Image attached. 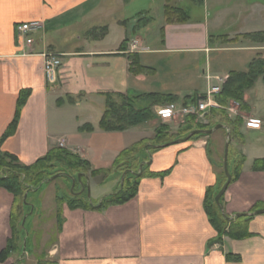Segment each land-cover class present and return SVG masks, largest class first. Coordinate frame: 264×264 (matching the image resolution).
Returning <instances> with one entry per match:
<instances>
[{
    "label": "crops",
    "instance_id": "obj_1",
    "mask_svg": "<svg viewBox=\"0 0 264 264\" xmlns=\"http://www.w3.org/2000/svg\"><path fill=\"white\" fill-rule=\"evenodd\" d=\"M186 1L197 10L182 6ZM170 4L185 9L189 19L168 22ZM142 12L151 23L134 34ZM32 21L42 27L27 45L17 26ZM256 32H264V0H0V137L14 118L21 91L30 90L17 130L2 149L31 165L52 148L63 147L91 169L108 168L154 129L145 123L122 132L102 130V93L172 94L180 97L179 104L187 96L205 95L223 87L230 72L248 71L253 60L264 59V42L244 36ZM127 39V50H121ZM45 53L62 58L55 83L47 80ZM128 53L138 54L140 63L155 72L132 74ZM250 92L245 98L251 112L241 131L263 130L264 114L256 110L260 104ZM150 104L147 98L137 101L140 108ZM162 109L167 111L162 118L171 120L167 106ZM85 124L94 131L80 132ZM213 141L215 149L221 136ZM233 145L246 161L224 195L229 216L264 205V171L253 170L254 161L264 158V139L258 144L234 140ZM209 147L206 137L155 150L148 170L170 172L144 177L137 196L125 204L103 211L64 204L63 225L46 250L48 257L59 264H264V214H252L248 226L253 236L215 242L218 233L204 203L220 175ZM107 184L113 192L114 181ZM13 203V194L0 187V253L12 236ZM34 249L23 264H37ZM228 254L240 258L228 259Z\"/></svg>",
    "mask_w": 264,
    "mask_h": 264
},
{
    "label": "trees",
    "instance_id": "obj_2",
    "mask_svg": "<svg viewBox=\"0 0 264 264\" xmlns=\"http://www.w3.org/2000/svg\"><path fill=\"white\" fill-rule=\"evenodd\" d=\"M165 17L168 22H183L189 19L188 12L175 5H167L165 10ZM140 21V20H139ZM150 21V19H149ZM246 38L250 39L252 42L261 43L264 42V32H256L244 35ZM127 42L125 40L121 45V50H127ZM130 60V72L135 75L146 74L152 75L155 71L149 67H145L140 63L139 55L134 53H128L126 55ZM262 78L264 81V59L258 58L251 62L248 71H232L230 72L226 82L223 84L220 93L215 95L216 102L222 107H212L210 113L214 117H221V120L215 121L210 125H196L197 127L189 126L185 132L179 134L177 137L173 138L169 135V128L165 126L159 127L156 131V136L151 140H141L134 143L132 146L124 149L118 157L114 160L113 164L104 169H91L89 162L84 161L78 155L72 153L71 151L64 149L63 147L52 148L45 156L39 158L36 162L31 165L24 164L20 158L10 152H6L2 149L4 142L12 136L18 127L22 109L25 106L29 96L30 90H22L16 106V112L14 118L6 131L0 137V187L6 189L14 196V203L11 213V227L12 236L8 240L7 246L0 253V262H6L9 257L16 254L20 250L19 241V229L18 223L20 219L25 215L24 207L26 203L24 201L26 193L28 196L30 192L40 191L46 183H50V179L60 174L59 177L66 179L68 182L72 183V180L68 175L74 177V174L83 173L82 181L87 183L86 176L87 172L85 169L90 170V174L93 177L104 176L105 179L102 184L106 182L118 179V187L113 192L104 195L101 199L94 201L89 197H85V194H75L70 196L57 195L58 207H57V231L61 230L63 225V212L62 207L67 204L70 209H87V210H99L103 211L110 206L122 205L133 198H135L139 191V185L141 180L147 176H158L164 177L170 172V169L155 173L148 170V161L150 160L151 154L157 150L162 145L169 144L177 139L186 137L190 132L195 129H212L218 124H223L229 127L231 132L230 146H229V170L230 166L232 171V183L240 178L243 170L244 163L246 161V156L238 151L233 145V141H238L240 143L244 142V136L241 132L242 125L244 123L242 117L236 116L235 118L229 117L226 108L232 102L238 104L240 110L249 111L250 107L245 101V94L248 90L252 89L256 82ZM105 99L104 111L99 122V127L107 132L112 131H126L131 127H135L148 121L154 119L156 114L152 108L157 103L173 104L180 101V97L172 94H160V93H148L141 95H129L124 93L116 92H106L102 93ZM205 95H193L187 96L183 99L185 105L195 104L200 98ZM153 98L154 102L147 107L140 108L137 106V101L141 98ZM71 102L75 99L69 98ZM63 103V100L60 101ZM195 117L192 116L191 120ZM94 126L91 124H85L79 127L80 132H93ZM226 138L228 131L226 128ZM209 137L207 134H197L191 140ZM148 147V149H147ZM208 152H210L208 150ZM144 163L142 171L140 165ZM217 166V164H216ZM254 171H264V158L256 159L253 164ZM57 171V172H54ZM141 171L140 174H137ZM68 174V175H65ZM122 177H124V182L122 185ZM220 177V176H219ZM85 179V180H84ZM225 181L220 179L214 186H210L207 189L205 197V210L208 215L209 221L217 231L218 236L215 242H223L225 236L232 239H244L254 235L249 231V221L253 218L252 214L242 215L240 217L228 218L224 216L217 205L215 198L219 191L221 190ZM78 185V182H77ZM75 191V190H74ZM76 192V191H75ZM221 202L224 205V196L221 198ZM30 206V205H29ZM259 209H264L263 204L257 203L252 212ZM22 230L25 232L24 240L27 237L28 242V230L26 226ZM24 242V241H23ZM17 262L14 264H21L27 255L22 253ZM228 259L238 260L240 257L234 256L232 254L227 255ZM37 264H59L57 260L47 259L46 257H38Z\"/></svg>",
    "mask_w": 264,
    "mask_h": 264
},
{
    "label": "rangeland",
    "instance_id": "obj_3",
    "mask_svg": "<svg viewBox=\"0 0 264 264\" xmlns=\"http://www.w3.org/2000/svg\"><path fill=\"white\" fill-rule=\"evenodd\" d=\"M182 6H184L186 9L189 11L191 10H197L196 5L192 4L191 1H186ZM147 12L140 13V21H136V25L133 27V33L136 34L139 31L142 30V28L148 27V25L151 23L149 21V17H147ZM128 40V39H127ZM58 55V54H56ZM62 61V58L60 55H58ZM45 59V57H44ZM264 81L260 78L257 82L256 85L251 89V97L254 96V101L258 102L260 106L256 109L258 112H261L264 114V102H260V97H264ZM133 96V95H132ZM151 102H154L153 98H148L145 97ZM257 99V101H256ZM105 101V99H104ZM246 101V98H245ZM247 102V101H246ZM253 102V100H252ZM248 104V103H247ZM140 105V103H139ZM168 104H162V103H157L155 101V104L152 106L156 107L154 109V112L156 114V117L147 123L150 124V126L154 129V134L149 138H143L147 140H151L156 136V131L157 129L162 126H165L169 128V135L171 137L175 138L179 134H182L187 130V128L191 125L194 128L197 127L196 125L201 124V125H210L214 123L215 121L221 120V117H214L212 116V113L207 112L204 115L200 116H194L195 121L191 120L192 116H186V115H170L172 118L171 120L165 121L164 118H162V115L167 112L165 109H162L160 111L161 107L166 108ZM160 107V108H159ZM250 107V106H249ZM217 108H222L220 105ZM251 109V108H250ZM249 109L248 112H251ZM160 112V113H159ZM226 112L229 117L235 118L237 115L242 117L243 121L245 122L244 116L250 114L247 113L246 110H240L239 106L237 103L232 102L229 107L226 108ZM145 124V123H144ZM170 124V126H169ZM142 125V124H141ZM244 125V123H243ZM242 125V126H243ZM140 126V125H138ZM137 127V126H135ZM135 127H131L130 129H133ZM151 128V129H152ZM128 129V130H130ZM198 130V129H195ZM127 131V130H126ZM244 135L245 142L247 140V143H252V144H258L261 143V141L264 139V135L262 136L261 133L264 132L263 130H254V131H246L245 128L241 131ZM216 133V135L214 134ZM218 135L221 136V141L219 142V145H216V148L214 149L213 146V139L215 140V137ZM213 137V138H211ZM200 138H206V137H200ZM198 139V138H196ZM208 140L210 142V151L215 157V162L217 164V171L220 175L219 179L221 181H226L227 177L225 174L224 170V155H225V144L227 141L226 138V131L225 129H218L217 131H214L211 135H209ZM141 141V140H140ZM237 143V141H235ZM232 167L230 166V171ZM87 172V177L90 178L89 186H90V198H92L94 201L96 197L102 196L107 194L108 192H111L110 189L111 185L107 184L105 185L104 183L102 184V181L105 179L104 176H97L93 177L90 174V170L85 169ZM57 172V171H54ZM76 178V185L74 190L76 191L75 194H85V197H89L88 191H87V183L86 189L82 192V186L78 182V177L77 174H74ZM83 177V176H82ZM85 180V179H84ZM114 181V190L117 189L118 185V179L116 178ZM78 182V185H77ZM100 183V184H98ZM107 183V182H106ZM72 183L68 182L66 179L62 177H58L54 180H52L50 183H46L43 188L40 191L37 192H30L29 196L27 197V202L26 206L24 207V212L27 214V219H26V230H28V242H27V255L28 251L30 248H35L34 251H37L38 257H46L47 259H52L48 257L46 250L53 244V241L56 237L57 234V218H56V213H57V207H58V201H57V195H62V196H70L73 195L72 190ZM30 205V206H29ZM235 216H233V219ZM22 222H23V217L20 219L18 223V229H19V236H20V241H19V246L20 250L16 254H13L11 257H9L10 263L14 264L18 258H20V255H22L24 251V236L25 232L22 230ZM26 255V257H27ZM24 260L22 261L21 264H23Z\"/></svg>",
    "mask_w": 264,
    "mask_h": 264
},
{
    "label": "built area",
    "instance_id": "obj_4",
    "mask_svg": "<svg viewBox=\"0 0 264 264\" xmlns=\"http://www.w3.org/2000/svg\"><path fill=\"white\" fill-rule=\"evenodd\" d=\"M42 24L39 21H32L22 23L17 26V31L22 40L27 44L31 45L34 42V38L31 36L38 32ZM45 57V72L49 82L54 83L57 80L58 70L62 65L60 57L53 53L43 54ZM221 91L220 87H213L205 97L199 99L195 104L189 105H178L171 104L168 108L169 115H195L202 116L207 113L211 107H218V103L214 99V95ZM250 122L256 123L257 121L251 120Z\"/></svg>",
    "mask_w": 264,
    "mask_h": 264
},
{
    "label": "water",
    "instance_id": "obj_5",
    "mask_svg": "<svg viewBox=\"0 0 264 264\" xmlns=\"http://www.w3.org/2000/svg\"><path fill=\"white\" fill-rule=\"evenodd\" d=\"M221 128H226L227 131H228L227 141H226V144H225V155H224V170H225V174H226L227 180L225 181V183L223 184L221 190L217 194V196L215 198V201H216L217 205L219 206V209L221 210L222 214L224 216L228 217L227 214H226V211L224 209V206H223V204L221 202V198L225 195V193L228 190V187L230 186V184L232 182V175H231L230 170H229V146H230V139H231V132H230L229 127L226 126V125H223V124H218L215 127H213L212 129H207V130H203V129L193 130L186 137L181 138V139H178V140H175L173 142H170L169 144L179 143V142H186V141L190 140L192 137H194L197 134H207V135H210L214 131H217L218 129H221ZM166 145H168V144H166ZM166 145H162V146H158V147L161 148V147H164ZM147 149H148V147H147ZM149 163H150V161H149ZM143 165H144V163H142L140 165L141 171H142ZM141 171L139 173H137V174H140ZM65 175H68V174H65ZM82 175H84V174L83 173L78 174V181H79L80 185L82 186V190L81 191L83 192L86 189V185L82 181ZM59 176H60V174L53 176L50 179V181L58 178ZM68 176L72 180L71 190H72V192L75 193L74 188H75V185H76V180L74 179V177H72L70 175H68ZM87 180L89 182V178L88 177H87ZM121 182H122V185H123L124 177H122ZM87 191H88L89 198H90V186H89V184H87ZM27 197H28V193H26L25 198H24L25 203H28L27 202ZM248 214H251V213H239V214H236L235 216L236 217H240L242 215H248ZM252 214L253 215L254 214H256V215L264 214V209H259V210L255 211ZM228 218H232V217H228ZM26 219H27V215H25L24 218H23V222H22L23 227H25ZM26 249H27V237L24 240V251H23L24 253H26Z\"/></svg>",
    "mask_w": 264,
    "mask_h": 264
}]
</instances>
